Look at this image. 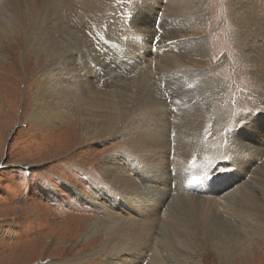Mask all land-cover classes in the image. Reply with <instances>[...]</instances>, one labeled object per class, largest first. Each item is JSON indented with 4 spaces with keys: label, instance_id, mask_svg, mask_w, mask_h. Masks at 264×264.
I'll return each instance as SVG.
<instances>
[{
    "label": "bare ground",
    "instance_id": "6f19581e",
    "mask_svg": "<svg viewBox=\"0 0 264 264\" xmlns=\"http://www.w3.org/2000/svg\"><path fill=\"white\" fill-rule=\"evenodd\" d=\"M139 3L141 6L134 18L131 9L118 14L99 48L90 47L88 41L89 48L83 49L82 36L75 38L74 35L78 34V28L97 21L106 23L108 14L118 7L105 0H3L0 2V61L3 62L6 57L3 46L6 41L18 53L24 49L31 54L33 52L37 65L41 59L48 64L47 73L32 96L29 119L34 124L48 129L59 125L62 128V124L71 120L74 114H79V122L73 120L66 126L77 122L84 143H93L100 138L123 137L129 157L119 155L110 160L108 168H103L111 188L92 179L98 199L94 198L91 202L103 217H99L82 236L83 240L104 237L95 250L103 257L104 264H141L151 249L147 236L153 223L158 221L155 217L161 213L159 209L164 208L169 214L168 226L159 232L169 258L170 254H175L178 262L188 264L187 261L193 258L190 261L192 264H201L200 254L204 257L209 251L217 258H226L227 264H235L239 257L242 262L251 255L254 262L257 259L255 250L263 252L261 243L253 236L264 240V142L247 155L244 154L247 149L239 143H244V137L251 133L254 123L264 126V121L261 123L258 119L247 118L248 122L241 132L232 139L222 141L223 153L230 165L229 175L217 182L212 180L214 187H210L213 184L208 179L217 175L219 166L214 154L217 151L208 137L209 129L219 133L230 122L229 114L218 113L215 104L225 85L197 64L208 53L205 40H193L194 49L190 53L178 50L184 45V49L180 50L189 52V36L197 33L190 28L200 31L206 26L203 0H139ZM229 12L235 19L236 32L242 38L240 49L243 55L240 61L253 70L255 81L264 88V0H229ZM61 14L68 21H84L76 30L73 28L70 31L61 27ZM154 22H159L158 26L153 25ZM24 32L26 43L34 46L33 49H19V40ZM58 33L64 39L60 40ZM74 38H80L81 47L76 46V49L84 54L82 62L77 60V56L73 58ZM111 44L114 49L124 46L121 55L132 68L143 64L164 72L183 69L192 74L191 83L194 79L197 83L191 88L204 93V103L197 106L198 103L192 101L182 108L175 92H162L160 97V90L157 92L155 88L145 87V83L149 82V72H136L132 85L123 72H113L118 75L117 78L126 80H119L116 90L99 87L96 84L97 68H102H96L93 58ZM53 58L57 61L52 62ZM191 88L185 89L192 92ZM172 104L177 105L176 109ZM214 113L215 118L211 120ZM262 131L264 129L259 127L256 133L258 141L264 140ZM240 156L243 161L252 160L236 167L241 161ZM255 162L257 168L253 178L249 176L252 182L245 180L237 187L236 184ZM201 164L212 174L206 177L205 199L190 194L187 185V190L184 189L187 195L176 196V186L172 183L174 177L182 178L185 173L189 176L199 171L196 167H201ZM152 179L155 180V188L147 187ZM232 187L235 188L228 192L227 197L220 195ZM255 189L257 191L254 192ZM218 190H221L220 194H216ZM77 195L81 198L80 194ZM220 206L228 211L232 209L238 218L236 222L241 226L233 227L232 222L235 221L226 218V215L223 217L216 209ZM109 216L112 220L107 219ZM128 250L134 258L123 256V252ZM151 261L153 264H167L158 256Z\"/></svg>",
    "mask_w": 264,
    "mask_h": 264
},
{
    "label": "rangeland",
    "instance_id": "374dc122",
    "mask_svg": "<svg viewBox=\"0 0 264 264\" xmlns=\"http://www.w3.org/2000/svg\"><path fill=\"white\" fill-rule=\"evenodd\" d=\"M2 1L0 0V2ZM105 1L118 7L108 14L106 23L97 21L86 23L78 28V25L84 20L68 21V18L61 14L59 22L62 28H68L70 31L73 28L74 30L79 29L78 34L74 35H76L75 38L79 35L82 36L83 49L89 48L88 41L90 47L99 48L118 14L131 9L134 18L141 6L139 0H131V2L129 0ZM203 3L206 28L203 27L200 31L190 28L197 33L191 36L193 39L189 36L191 39L190 42L187 41L188 47H190L189 52L180 50L184 49V45L178 50L190 53L194 49L192 42L195 39L205 40L208 53L202 57L203 59L197 61V64L199 63L198 66L206 69L207 74L220 79L225 85V89L219 94L215 104L218 113L229 114V125L225 129L219 130V133L213 129H209L208 133L209 140L217 151V153L213 152L219 166L217 175H214L216 177L214 182H217L223 176H228V170H230V165L223 153L222 141L226 138L232 139L241 132L248 122L247 118L258 119L261 123L264 121V88L255 81L253 70L249 66L242 65L240 61L243 55L240 49L242 38L236 32L235 19L229 12V0H203ZM158 24L159 22L153 23L157 26ZM66 33L69 34L68 31ZM58 35L61 37L60 40L64 39L63 35L60 33ZM25 38L24 32L23 37L19 40V49L24 47L33 49L34 46L28 45ZM75 38L73 58L77 56V60L82 62L84 54L82 51L79 52L80 49H76V46L81 47L79 46L81 41H79L80 38H78L79 40ZM155 41L157 39L154 40V44ZM3 46L6 57L3 62L0 61V165H3L0 167V264H104L103 257L95 253L104 237L94 236L83 240L82 236L99 217H103V214H100L91 202L94 198L98 199L92 179L111 188V184L106 182L102 170L104 167L108 168L110 160H114L119 155L129 157L124 139L122 136H114L100 138L93 143H84L82 134L77 127V122L80 119L79 114H74L67 123L73 120L77 122H73L69 126H66L67 123L62 124V128L59 125L55 126L56 128L48 129L42 125L34 124L29 119L32 113V96L37 85L42 82L47 73V63L44 64V59H41L37 65V58L34 57L33 52L31 54L30 51L24 49L18 53L12 50L6 41ZM114 47L111 44L93 58L96 68L97 66L102 68H97L96 84L99 87L116 90L119 86L118 81L126 80V78H117L118 75L113 72H123L131 85L136 72L145 74L149 72V82L145 83V87L151 90L155 88L157 92L160 90L158 92L160 97L162 92L167 94L175 92L177 102L182 108L185 107V103L191 104L192 101L198 103L197 106L204 103V93L200 94V91H194L191 88L197 83V79L191 83L192 74L183 69H181L182 71L164 72L154 66L143 64L132 68L128 65V60L121 55L124 46H117L115 49ZM26 52L28 53L26 54ZM0 59L2 60L1 57ZM194 60L192 59V61ZM55 61L57 59L53 58L52 62ZM185 88H191L192 92L186 91ZM172 105L176 109L177 105ZM182 108L179 112L182 111ZM176 111L174 110V112ZM214 116L215 113L211 116V120L215 118ZM259 127L264 129L263 125L254 123L251 133L244 137V143H239V146L247 149L244 154L247 155L254 147L264 142V140L256 139ZM261 134L264 138L263 131ZM255 157H257L256 154ZM240 159L241 161H238L239 165L236 167H240L243 163L248 164L252 160L243 161L242 156ZM254 164L247 175L236 184L237 187L244 184L245 180L250 179L249 182H252L251 178L257 168L256 162ZM202 166L203 164L201 167L194 166L199 171L190 173L194 182L189 185L186 183L189 179V176H185L186 173L182 175V178L174 177L172 183L176 186V196L187 195L185 191L187 185V191L190 194L205 199V194H207V192H203L205 186L197 189L196 176H198L197 179L203 177V180L206 181L207 175L211 176L212 174ZM172 171L174 172V166H172ZM183 180L185 183L182 182ZM154 182V179L150 180L147 187L155 188ZM214 182L211 181L213 185L210 187H214ZM194 188L197 190L193 191ZM233 188L235 187L221 194V190H218L216 194L227 197L228 192ZM171 203L173 204V201ZM199 203L201 202L199 201ZM123 208L127 210L125 207ZM216 209L218 212L220 210L219 213L223 217L227 216L226 218L235 221L232 222L233 227L241 226L239 225L241 223L236 222L238 218L231 211L232 209H229L231 214L226 210V207L220 206ZM159 212H161L159 216L155 217L158 221L153 223L152 230L147 236L149 239L146 237L151 241H148L151 249L146 255L148 257L141 264H153L151 258L157 256L167 264H184L185 261L178 262L179 258L176 260L175 254H170L171 258L166 254V245L160 241V232L167 229L169 214L168 210L166 212V208L159 209ZM107 219L112 220V217L109 216ZM253 237L261 243V249L264 252V240ZM250 238L252 239V237ZM263 252L255 250L257 259L254 262L251 255L242 262L241 257L237 258L235 264H264ZM123 253L125 258H134L129 250ZM200 256L201 264H227L226 258H217L209 251L205 252L204 257L202 254ZM192 259L187 261L188 264H192L190 262Z\"/></svg>",
    "mask_w": 264,
    "mask_h": 264
},
{
    "label": "snow or ice",
    "instance_id": "6c2138e0",
    "mask_svg": "<svg viewBox=\"0 0 264 264\" xmlns=\"http://www.w3.org/2000/svg\"><path fill=\"white\" fill-rule=\"evenodd\" d=\"M129 2H131V0H129ZM130 15V14H129ZM3 165H0V167H2Z\"/></svg>",
    "mask_w": 264,
    "mask_h": 264
}]
</instances>
